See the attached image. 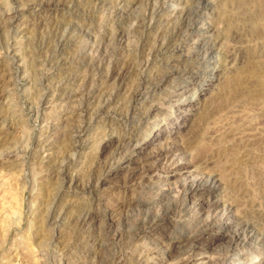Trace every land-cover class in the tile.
<instances>
[{"label":"rangeland","instance_id":"1","mask_svg":"<svg viewBox=\"0 0 264 264\" xmlns=\"http://www.w3.org/2000/svg\"><path fill=\"white\" fill-rule=\"evenodd\" d=\"M187 256L264 264V0H0V264Z\"/></svg>","mask_w":264,"mask_h":264},{"label":"bare ground","instance_id":"2","mask_svg":"<svg viewBox=\"0 0 264 264\" xmlns=\"http://www.w3.org/2000/svg\"><path fill=\"white\" fill-rule=\"evenodd\" d=\"M186 15H184L182 18H184V20H186V18L187 17H185ZM188 16V15H187ZM188 20V19H187ZM121 32V31H120ZM127 33L126 32H121V33H119V36H121V37H125V35H126ZM121 69V68H120ZM122 71V70H121ZM120 74H121V72H120ZM123 74V73H122ZM126 74V73H125ZM125 74H124V76H125ZM164 77V76H163ZM245 91V90H244ZM250 91V90H249ZM178 148V145H176V143H174V142H166V143H163L160 147H158V148H156V150L155 151H153V153H154V155H157V156H165L166 157V155L168 154V153H170V152H173V151H175L176 149ZM218 149H217V151H218V153L221 155V153H225L226 151H227V149L226 148H224V147H221V146H219V147H217ZM223 153V154H224ZM152 155V154H151ZM206 158V157H205ZM237 158H238V155L236 156V155H232L231 157H229L228 158V160H227V164L228 165H230V164H233L234 162H236L235 160H237ZM207 159V158H206ZM239 159V158H238ZM241 160V159H240ZM205 161V160H204ZM204 161H202V162H204ZM207 161V160H206ZM201 165H202V163L201 164H198L197 166H196V168H195V175H193V177L191 178V182H190V184L188 185V188L190 189V190H198L199 191V189L200 188H202V186H201V182L202 181H204V183H206L205 182V180L204 179H208L209 177H212V176H214L213 174H214V172H212V171H208V174L207 173H199V170H201L202 171V169H201ZM104 165H102V166H100V167H103ZM236 166H238V164L236 165ZM203 167V166H202ZM235 167V166H234ZM110 169V168H109ZM108 172V171H107ZM192 175V174H191ZM205 175V176H204ZM191 177V176H190ZM99 178V177H98ZM97 179V178H96ZM100 179V178H99ZM99 181V180H98ZM207 181V180H206ZM204 185V184H203ZM187 187V186H186ZM186 189V188H185ZM188 189V190H189ZM203 200V199H202ZM202 200L200 199L199 201H197V203H196V205L198 206V210L199 211H201V208H202ZM4 203V202H3ZM217 205H215V207H216ZM202 212V211H201ZM212 212V211H211ZM210 212V213H211ZM167 214H168V212L167 213H162L161 215H159L158 217H154V216H151V217H149L148 219H147V221L146 222H140V223H137V230H136V234L138 235V234H147V233H150L151 231H153L154 229H156V228H158L159 226H161L162 225V220L163 219H166V217H167ZM169 217V216H168ZM218 218H220V216L218 217ZM217 218V219H218ZM239 220V219H238ZM85 221H86V217H82V219L80 220V224L82 225V224H84L85 223ZM164 221V220H163ZM218 222H219V219L217 220ZM216 224V221L211 217L208 221H205L203 224H202V226L198 229V231L193 235V237L192 238H190L191 240H190V244L192 245V247H196V249H197V247H200V242H201V239H202V236H201V234H202V232L206 229H212L213 228V225H215ZM114 226L111 224V223H109V225L107 226V229L105 230V233L108 235V236H112L113 237V239L114 238H117V237H120L122 234H121V232H118V230H117V232H116V230L113 228ZM197 229V228H196ZM246 230H249L250 232H252V233H254L253 235H255V232H256V230H255V226L252 224V223H247V222H245L244 221V219L243 220H240L239 221V223L237 222L236 223V228H235V230H233L232 231V233H230L229 234V239L228 240H230L229 242H230V245H229V247H232L234 244H236V242H237V240L242 236V233L244 232V231H246ZM116 233H115V232ZM248 231V232H249ZM120 239V238H119ZM240 240V239H239ZM207 246V245H206ZM188 263H190V256H187L186 258H184L182 261H181V263L180 264H188Z\"/></svg>","mask_w":264,"mask_h":264}]
</instances>
